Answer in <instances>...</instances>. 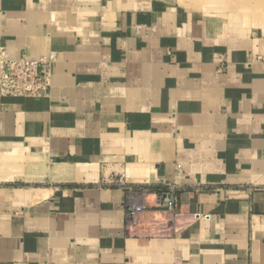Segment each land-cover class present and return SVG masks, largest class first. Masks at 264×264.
<instances>
[{"label": "crops", "instance_id": "obj_1", "mask_svg": "<svg viewBox=\"0 0 264 264\" xmlns=\"http://www.w3.org/2000/svg\"><path fill=\"white\" fill-rule=\"evenodd\" d=\"M191 5L0 0L6 58L57 55L0 93V264H264V36Z\"/></svg>", "mask_w": 264, "mask_h": 264}, {"label": "built area", "instance_id": "obj_2", "mask_svg": "<svg viewBox=\"0 0 264 264\" xmlns=\"http://www.w3.org/2000/svg\"><path fill=\"white\" fill-rule=\"evenodd\" d=\"M264 64V53L257 56ZM57 61L56 52L40 58H29L26 55L17 59L5 56V47L0 45V93L4 96L46 97L50 94L54 65ZM119 183L125 184L120 177ZM149 188L145 185L138 190L129 187V194L124 202L127 223L135 225L140 215L148 209L145 194ZM163 206L173 209L177 201L172 188H161L157 191Z\"/></svg>", "mask_w": 264, "mask_h": 264}, {"label": "rangeland", "instance_id": "obj_3", "mask_svg": "<svg viewBox=\"0 0 264 264\" xmlns=\"http://www.w3.org/2000/svg\"><path fill=\"white\" fill-rule=\"evenodd\" d=\"M191 8L202 6L201 15L218 19L225 18L226 26H234L238 31L264 36V0H176ZM198 9V8H197ZM217 18V17H215ZM214 18V19H215Z\"/></svg>", "mask_w": 264, "mask_h": 264}]
</instances>
